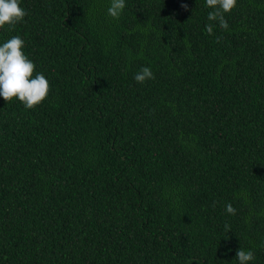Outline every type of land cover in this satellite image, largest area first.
Here are the masks:
<instances>
[{"label": "trees", "instance_id": "1", "mask_svg": "<svg viewBox=\"0 0 264 264\" xmlns=\"http://www.w3.org/2000/svg\"><path fill=\"white\" fill-rule=\"evenodd\" d=\"M19 4L50 89L0 97V264H264V0Z\"/></svg>", "mask_w": 264, "mask_h": 264}, {"label": "clouds", "instance_id": "2", "mask_svg": "<svg viewBox=\"0 0 264 264\" xmlns=\"http://www.w3.org/2000/svg\"><path fill=\"white\" fill-rule=\"evenodd\" d=\"M236 3L237 0H206V5L215 9L208 13L207 19L217 21L220 28L227 30L229 25L224 13L230 12ZM182 7L188 10L187 3H183ZM124 8L125 0H111L108 15L119 19ZM25 15L26 12L20 7L19 0H0V28H4L5 25L14 26L22 21ZM205 30L212 35L213 25L207 24ZM24 43L20 36H13L0 45V97L7 102L17 98L26 108L32 109L47 98L50 85L42 73H37L33 77L36 66L22 51ZM154 78L151 68L147 66L142 67L134 76L141 84ZM226 211L234 215L236 209L228 204ZM225 227L227 229L228 226ZM236 257L239 264H248L255 258L252 251L242 249L236 252Z\"/></svg>", "mask_w": 264, "mask_h": 264}]
</instances>
